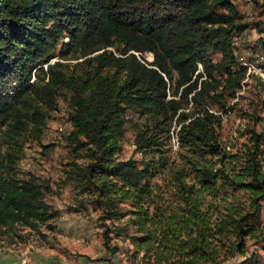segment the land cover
I'll use <instances>...</instances> for the list:
<instances>
[{
	"label": "trees",
	"instance_id": "obj_1",
	"mask_svg": "<svg viewBox=\"0 0 264 264\" xmlns=\"http://www.w3.org/2000/svg\"><path fill=\"white\" fill-rule=\"evenodd\" d=\"M248 27L235 0H0V248L59 217L50 180L20 163L64 97L62 186L101 210L112 255L116 238L141 264H258L264 130L225 138L221 115L239 105ZM128 124L140 159L120 158Z\"/></svg>",
	"mask_w": 264,
	"mask_h": 264
},
{
	"label": "rangeland",
	"instance_id": "obj_2",
	"mask_svg": "<svg viewBox=\"0 0 264 264\" xmlns=\"http://www.w3.org/2000/svg\"><path fill=\"white\" fill-rule=\"evenodd\" d=\"M235 3L243 22L249 25L233 39L239 63H253L261 70L259 73L247 72L249 78L244 81L239 105L232 115L227 118L228 114L221 113L226 120L225 138L237 136L240 127L258 119H261L258 130H264V34L255 26L257 22H264V0H235ZM153 58L147 54L149 61ZM215 60L219 58L215 56ZM63 98L59 99L58 109L53 113L41 142L28 143L20 163L22 175L32 172L50 180L55 191L49 196V201L59 211V217L52 222L53 229L43 227L41 232H35L19 228L14 244L2 243L0 264H141L133 247L116 238L112 240V246L116 245L120 251L116 256L112 255L104 240L103 222L99 220L101 210L86 198L88 195L76 192L73 185L62 186L63 168L71 160L66 137L72 129L68 103ZM127 117L132 118L133 115L128 113ZM172 138L175 152L179 145L173 131ZM134 139L135 132L128 124L120 158H141L135 152ZM44 146L52 147L44 150ZM123 206L126 208L128 205ZM262 217L264 220V213ZM129 218L124 217L121 223ZM112 236L115 237L116 233ZM250 253L254 254L258 264H264V244L251 245Z\"/></svg>",
	"mask_w": 264,
	"mask_h": 264
},
{
	"label": "built area",
	"instance_id": "obj_3",
	"mask_svg": "<svg viewBox=\"0 0 264 264\" xmlns=\"http://www.w3.org/2000/svg\"><path fill=\"white\" fill-rule=\"evenodd\" d=\"M262 59V56H259ZM243 65L248 69L249 73H259L260 72V68H258L257 66L253 65V63H243ZM263 74V73H262ZM249 76L247 77L248 80Z\"/></svg>",
	"mask_w": 264,
	"mask_h": 264
},
{
	"label": "bare ground",
	"instance_id": "obj_4",
	"mask_svg": "<svg viewBox=\"0 0 264 264\" xmlns=\"http://www.w3.org/2000/svg\"><path fill=\"white\" fill-rule=\"evenodd\" d=\"M152 57H153V55L152 54H150Z\"/></svg>",
	"mask_w": 264,
	"mask_h": 264
},
{
	"label": "water",
	"instance_id": "obj_5",
	"mask_svg": "<svg viewBox=\"0 0 264 264\" xmlns=\"http://www.w3.org/2000/svg\"><path fill=\"white\" fill-rule=\"evenodd\" d=\"M153 60H154V58H153ZM153 60H150V61H153Z\"/></svg>",
	"mask_w": 264,
	"mask_h": 264
}]
</instances>
